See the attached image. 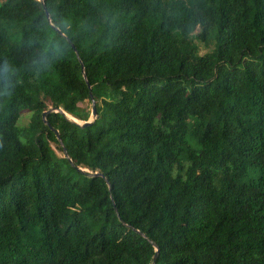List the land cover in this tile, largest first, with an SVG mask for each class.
<instances>
[{
	"label": "trees",
	"instance_id": "1",
	"mask_svg": "<svg viewBox=\"0 0 264 264\" xmlns=\"http://www.w3.org/2000/svg\"><path fill=\"white\" fill-rule=\"evenodd\" d=\"M153 244L264 264V0H0V264Z\"/></svg>",
	"mask_w": 264,
	"mask_h": 264
},
{
	"label": "water",
	"instance_id": "2",
	"mask_svg": "<svg viewBox=\"0 0 264 264\" xmlns=\"http://www.w3.org/2000/svg\"><path fill=\"white\" fill-rule=\"evenodd\" d=\"M46 16H47V19L50 21V15H49V13H48L47 11H46ZM72 48L75 49L74 46H72ZM76 53H77V52H76ZM84 77H85V76H84ZM85 78H86V77H85ZM88 87H89L90 96H91V103H92L91 120H89V121H87V122H80V121H77V120L73 121L76 125L80 126V127L83 128V129H85V128L91 126V125H92V124L98 119L97 105H96V101H95V99H94V97H93V95H92V90H91V86L89 85V83H88ZM55 111H56L57 113L62 114V115H63L64 117H66L67 119H69V118H68V115H67L63 110L58 109V110H55ZM51 112H52V111H48V112L44 113V114H43V119L45 120V119H46V116H47L48 114H50ZM47 125L51 128V126H50L49 124H47ZM51 130L54 131V133H55L57 139L59 140V142H60L61 145H62V140H61V138H60V136H59V134H58V131L54 130L53 128H51ZM63 150H64V155H65V157L68 158V152H67V150H66L65 148H64ZM70 161H71V160H70ZM78 171L81 172V173H86V172H87V171L82 170V169H78ZM95 176H101V175H99V174H95ZM140 235H141L142 237L146 238V236H145L144 234H140ZM153 246H154V248H155L156 251H157V254H156V256L154 257V263H153V264H155V261H156V259H157V256H158V252H159V250H158V247H157L156 245L153 244Z\"/></svg>",
	"mask_w": 264,
	"mask_h": 264
},
{
	"label": "rangeland",
	"instance_id": "3",
	"mask_svg": "<svg viewBox=\"0 0 264 264\" xmlns=\"http://www.w3.org/2000/svg\"><path fill=\"white\" fill-rule=\"evenodd\" d=\"M201 48H202V54H205L209 51H207L202 45H201ZM91 120V116H90V119ZM30 122V114L25 112L22 116V118L20 119V122H19V126H27ZM53 148H55V146L53 145Z\"/></svg>",
	"mask_w": 264,
	"mask_h": 264
}]
</instances>
